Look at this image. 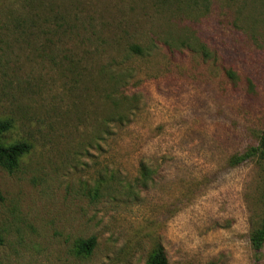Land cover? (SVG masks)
Instances as JSON below:
<instances>
[{
  "label": "rangeland",
  "instance_id": "rangeland-1",
  "mask_svg": "<svg viewBox=\"0 0 264 264\" xmlns=\"http://www.w3.org/2000/svg\"><path fill=\"white\" fill-rule=\"evenodd\" d=\"M5 119L0 264H264V0H0Z\"/></svg>",
  "mask_w": 264,
  "mask_h": 264
},
{
  "label": "trees",
  "instance_id": "trees-1",
  "mask_svg": "<svg viewBox=\"0 0 264 264\" xmlns=\"http://www.w3.org/2000/svg\"><path fill=\"white\" fill-rule=\"evenodd\" d=\"M195 3L198 2L196 1ZM132 51L139 55L144 54V50L136 45L132 46ZM203 54L205 58H210V54L207 52V47L203 49ZM227 75L228 78L233 82L238 80L237 74L233 70H229L227 72ZM105 99L107 101L111 100L113 103H116L117 101V98L112 96L111 93H106ZM13 128L14 123L11 119L0 120V168L8 172H13L18 167L20 159L24 155L28 154L32 149L31 144L27 141H18L10 145L2 143V138L6 136L9 132H11ZM252 159H257L259 162L264 163V131L259 137L257 146L251 147L242 156H236L232 158L231 162L233 165H238ZM154 181V171L149 168L146 164H142L140 176L137 179V187L146 190L154 183ZM3 200L4 196L0 189V202H2ZM250 242L252 248L255 251H260L264 248V211L260 224L251 232ZM97 244V238L90 237L88 239L80 241L79 250L81 253L91 255L94 252ZM150 264H169L164 246L159 245L156 248L154 254L151 257Z\"/></svg>",
  "mask_w": 264,
  "mask_h": 264
}]
</instances>
